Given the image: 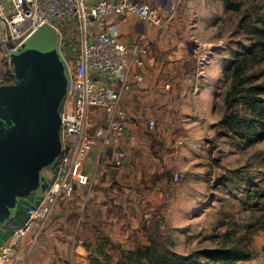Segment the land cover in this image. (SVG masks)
<instances>
[{"label": "crops", "instance_id": "crops-1", "mask_svg": "<svg viewBox=\"0 0 264 264\" xmlns=\"http://www.w3.org/2000/svg\"><path fill=\"white\" fill-rule=\"evenodd\" d=\"M176 1L180 8L175 19L163 27L143 23L133 14L108 15L95 23L96 31L116 32L127 45L130 58L140 61L128 74L132 85L110 109H91L88 128L96 140L85 157L83 180L73 195L55 204L36 245L27 249L29 237H25L17 257L8 264H91L90 254L95 255L98 246L106 250L107 243L130 245L138 236L136 219L145 209L139 197L142 187L161 185L169 171L181 170L176 162L182 152L178 147L184 141L177 138L188 125V102L190 96L208 86L199 88L198 53L189 55L190 36L202 32L195 19L188 22L193 11L185 7L194 0ZM77 38L65 55L69 61L80 50L81 30ZM136 74L143 81L136 82ZM102 82L120 90L118 80L106 78ZM166 83L169 88H165ZM119 113L122 137L112 134L108 141L96 134L107 117ZM151 120L155 121L153 128L149 127ZM120 152L124 156L117 163ZM49 171L47 176L51 177L52 169ZM253 259L264 263V258Z\"/></svg>", "mask_w": 264, "mask_h": 264}, {"label": "rangeland", "instance_id": "rangeland-1", "mask_svg": "<svg viewBox=\"0 0 264 264\" xmlns=\"http://www.w3.org/2000/svg\"><path fill=\"white\" fill-rule=\"evenodd\" d=\"M168 1L176 16L180 3ZM193 2L185 7L193 11L188 22L195 19L202 32L190 36L189 55L198 53L199 88L208 87L188 102V125L177 138L184 141L176 162L181 170L169 171L161 185L142 187L139 197L145 209L134 225L138 236L125 247L106 242L110 258L104 264L127 262L132 249L149 244L150 235L182 253L239 245L250 248L252 258H264V140L241 144L220 125L228 111L224 99L232 83L226 71L230 60L240 56L244 74L257 77L252 83L264 81V33H260L264 31V0ZM78 26L75 21L60 26L67 43L65 55L78 39ZM258 39L261 45L255 54H239ZM4 73L0 62V78ZM235 108L246 112L241 104ZM255 261L250 263H261Z\"/></svg>", "mask_w": 264, "mask_h": 264}, {"label": "built area", "instance_id": "built-area-1", "mask_svg": "<svg viewBox=\"0 0 264 264\" xmlns=\"http://www.w3.org/2000/svg\"><path fill=\"white\" fill-rule=\"evenodd\" d=\"M125 14H133L143 23L158 27L165 26L175 16L168 0H0V62L5 68L0 83L15 81L11 52L20 48L45 23L58 32V47L71 73L61 122L62 151L49 177L50 186L42 194L39 204L28 210L29 218L25 224L14 229L8 240L0 245V264H8L17 257L25 237H29L27 249L36 245L55 204L73 195L76 185L83 180L85 157L96 140L88 128L91 109H110L122 91L131 87L128 74L140 61L130 58L127 45L116 32L96 31L94 28L95 23L105 16ZM65 21L77 22L83 36L80 50L72 61L65 57L67 43L60 27ZM106 78L118 80L120 90L105 85L102 81ZM134 79L143 81L138 74ZM169 87L170 84L166 83L165 88ZM120 116L121 113L107 117L96 134L108 141L112 134L122 137L124 127ZM154 124L155 121L151 120L149 127L153 128ZM123 156V152L117 155V163ZM179 177L175 174L176 180ZM237 264L254 263L239 261Z\"/></svg>", "mask_w": 264, "mask_h": 264}, {"label": "water", "instance_id": "water-1", "mask_svg": "<svg viewBox=\"0 0 264 264\" xmlns=\"http://www.w3.org/2000/svg\"><path fill=\"white\" fill-rule=\"evenodd\" d=\"M58 41L50 24L39 26L11 52L15 81L0 83V245L39 204L61 155L71 73Z\"/></svg>", "mask_w": 264, "mask_h": 264}, {"label": "trees", "instance_id": "trees-1", "mask_svg": "<svg viewBox=\"0 0 264 264\" xmlns=\"http://www.w3.org/2000/svg\"><path fill=\"white\" fill-rule=\"evenodd\" d=\"M260 45L258 39L252 45L244 47L239 54L249 57L255 54ZM243 60L236 56L227 65L226 71L230 73L232 83L224 99L228 111L221 117L220 125L226 128L225 134L238 138L241 144L252 145L264 140V81L252 83L257 77L244 74ZM236 104H241L246 112L242 113L240 109L235 108ZM86 246L89 249V246ZM94 253L95 255L90 254L91 264H104V260L110 258L104 246H98ZM252 255L250 248L239 245L181 253L150 235L148 245L132 249L128 261L118 264H236L250 260Z\"/></svg>", "mask_w": 264, "mask_h": 264}]
</instances>
